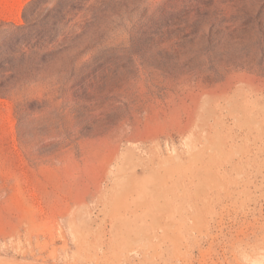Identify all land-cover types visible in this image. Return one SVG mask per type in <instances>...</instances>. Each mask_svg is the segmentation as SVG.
<instances>
[{"label":"rangeland","instance_id":"374dc122","mask_svg":"<svg viewBox=\"0 0 264 264\" xmlns=\"http://www.w3.org/2000/svg\"><path fill=\"white\" fill-rule=\"evenodd\" d=\"M0 49V264H264V0H0Z\"/></svg>","mask_w":264,"mask_h":264},{"label":"trees","instance_id":"16d2710c","mask_svg":"<svg viewBox=\"0 0 264 264\" xmlns=\"http://www.w3.org/2000/svg\"><path fill=\"white\" fill-rule=\"evenodd\" d=\"M16 54V50L10 51L7 49L2 52L0 49V96H7L9 90L15 85V81L19 80L20 71L18 69L15 70V67L21 59ZM11 71L12 74L6 76V73Z\"/></svg>","mask_w":264,"mask_h":264}]
</instances>
